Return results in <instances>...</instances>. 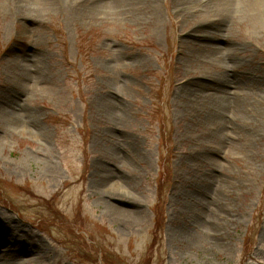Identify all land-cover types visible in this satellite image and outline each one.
Wrapping results in <instances>:
<instances>
[{
  "label": "rangeland",
  "instance_id": "1",
  "mask_svg": "<svg viewBox=\"0 0 264 264\" xmlns=\"http://www.w3.org/2000/svg\"><path fill=\"white\" fill-rule=\"evenodd\" d=\"M203 2L156 21L0 0V264H264V30L238 18L212 28L222 60L193 53Z\"/></svg>",
  "mask_w": 264,
  "mask_h": 264
},
{
  "label": "bare ground",
  "instance_id": "2",
  "mask_svg": "<svg viewBox=\"0 0 264 264\" xmlns=\"http://www.w3.org/2000/svg\"><path fill=\"white\" fill-rule=\"evenodd\" d=\"M5 5L11 10H19L18 5L25 4L29 6V8L35 9H48V8H60L64 7L71 12L74 13H107L109 11H117L122 15L131 14L138 15L141 11H144L145 15L149 17L151 20H158L159 17V8L157 7V0H65L60 2L58 0H4ZM204 0H173L174 6H188V5H196ZM201 6L198 8L202 10H194L193 15H199L205 13L209 17L216 18L218 24H215L216 21L204 20L200 23L196 24L193 29H191L190 33L185 35L183 40L184 44H190L192 47L193 53H197L198 55L204 54V56L209 58H218L219 56L225 55L231 51V49L227 46L219 47L217 43H221V41H217L214 37L213 29L225 30L224 28L229 23H235L238 18L244 23L250 24L261 32L264 30V0H205ZM217 13V14H216ZM219 36V35H217ZM220 38V37H219ZM219 40H222L219 39ZM229 54V53H228ZM222 60L221 57H219ZM224 59V58H223ZM228 64L230 60H223L222 63ZM199 91H201L199 89ZM189 92L194 94L192 96L193 100H195L196 93L190 90ZM191 93L190 94L191 96ZM220 98V106L224 105V107H228L229 99L227 95L223 93H218ZM221 94V96H220ZM234 104V102H232ZM232 104V105H233ZM242 103H238L235 106L234 112H238L239 119L245 120L248 115H244L242 112ZM215 115V114H214ZM214 121L217 124L223 123L222 116L218 117L215 115ZM7 237V236H6ZM9 237H7L8 239ZM6 238H1L0 240L6 241L5 243H10ZM3 244L0 243V248ZM7 248H1L0 260L4 259L5 254H7ZM32 250L28 247L26 250L20 249L19 253H30Z\"/></svg>",
  "mask_w": 264,
  "mask_h": 264
},
{
  "label": "trees",
  "instance_id": "3",
  "mask_svg": "<svg viewBox=\"0 0 264 264\" xmlns=\"http://www.w3.org/2000/svg\"><path fill=\"white\" fill-rule=\"evenodd\" d=\"M165 161L168 162V158H165ZM165 163V162H164ZM166 164H164L165 167ZM167 166V165H166ZM163 167V168H164ZM162 168V171H160L159 177H158V184H157V193H156V203L153 208V215H154V227H153V233H152V241L150 242V250L153 249L154 246L158 243V237L160 236V231H162V222H163V209H164V194H165V189L169 185L171 179L170 174L168 170H164ZM104 263L105 264H110L109 262L105 261L104 258Z\"/></svg>",
  "mask_w": 264,
  "mask_h": 264
}]
</instances>
